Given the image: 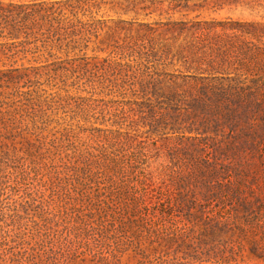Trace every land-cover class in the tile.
<instances>
[{
  "label": "rangeland",
  "instance_id": "374dc122",
  "mask_svg": "<svg viewBox=\"0 0 264 264\" xmlns=\"http://www.w3.org/2000/svg\"><path fill=\"white\" fill-rule=\"evenodd\" d=\"M67 16L74 19L68 34H47L24 52L21 42L0 36V70L49 65L31 72L32 98H0L10 110L22 108L18 127L29 132L30 142L0 149V264H264V35L237 40L248 42L250 52L242 68L233 71L234 63L229 70L262 86L253 89L254 96L241 97L254 98L240 104L244 112L206 133L198 134L203 129L196 131L191 120L175 132L167 123L145 127L139 123L147 110L141 98L155 97H141L138 90L147 70L186 71L175 53L196 34L175 39L178 31L165 22L231 18L264 23V0H82L76 15ZM205 33V42L232 35L220 29ZM166 43H173L167 55ZM177 90L181 101L163 100L157 109L195 111L189 98H197V90L189 93L184 84ZM1 91L4 96L11 92ZM18 100L26 104L16 105ZM194 136L205 138L203 155H213L215 147L221 151L219 158L235 170L244 192L258 201L226 235L207 234L179 216L165 222L172 240L160 239L155 228L152 233L148 222L143 225L112 197L125 185L120 167L134 160L140 145L154 159L180 143H199ZM99 165L105 180L97 185L91 180ZM49 249L57 260L33 258Z\"/></svg>",
  "mask_w": 264,
  "mask_h": 264
},
{
  "label": "trees",
  "instance_id": "16d2710c",
  "mask_svg": "<svg viewBox=\"0 0 264 264\" xmlns=\"http://www.w3.org/2000/svg\"><path fill=\"white\" fill-rule=\"evenodd\" d=\"M81 1L0 0V36L15 40L13 42H21L24 52L27 51L26 45L43 41L47 34H55V31L57 35L60 31L62 35L68 34L74 25V19L69 18L67 13L76 15ZM164 25L178 31L175 39L189 32L196 35L185 38L175 53L183 61L182 67L186 71L163 72L160 69H150L141 74L138 81L141 97L155 98H141L146 103L147 110L141 111L139 123L142 122L149 129H157L160 124L167 123L165 126L170 125L175 132L179 125H182V121L191 120L194 126L197 125L196 131L203 129L202 132H197L202 134L208 132L209 127L220 125V122L228 121L231 116L236 117L237 113L244 112L240 104L254 98L241 97L254 96L253 89L261 87L262 84L254 80L248 84L244 82L246 74L233 72L242 68L241 62L250 52L248 42L240 41V44H237V40L245 35H264V23L227 18L209 21L175 20L165 22ZM218 29L222 32L232 31V35L222 33L224 37L218 39V35L205 42V31L217 32ZM172 45L173 43L165 44L166 55L172 52ZM234 63L237 66L230 72ZM50 65L55 66L57 63L52 62ZM47 66L49 65L11 66L0 70V88L11 90L6 96L4 91H1L0 98H32L31 95L36 90L30 89L31 84H34L30 74L38 73ZM181 84L188 86L189 93L192 88L197 90V98H189L197 109L190 112L169 105L157 109L155 104H160L163 100L168 101L167 103L181 101L177 90ZM21 88L27 90L19 93ZM20 104L26 103L18 100L16 105ZM10 108L11 105L7 102L0 104V149L18 147L23 139H26L24 143H30L25 137V133L29 132L18 127L22 108ZM215 113L223 117L222 120L214 119L211 114ZM247 128L246 132H249L250 127ZM192 129L189 128V132ZM217 130L218 127L211 131ZM197 137H192V141L199 143H180L176 150H169L164 156L154 159L147 146L140 145L134 152V160L120 167L123 170L122 181L125 185L120 184L117 191H111L114 192L112 197L123 203L126 211L139 216L143 225L148 222V229H151L152 233L155 228V233L160 239L172 240L165 222L176 221L179 216L191 224H198L207 234L226 235L233 231V226L237 224L241 214L254 211L258 201L244 192L235 170L219 158L221 151L218 152L217 147L213 155H203L201 142L205 138ZM94 167L96 174L91 182L97 185L104 183L102 181L105 179L101 176L103 167ZM160 222L165 224L162 225L163 228H159ZM27 250H22L21 255ZM57 257V253L49 249L44 250V255L36 254L33 258L57 260Z\"/></svg>",
  "mask_w": 264,
  "mask_h": 264
}]
</instances>
